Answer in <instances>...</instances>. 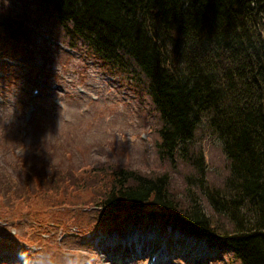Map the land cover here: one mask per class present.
<instances>
[{"label":"rangeland","instance_id":"obj_1","mask_svg":"<svg viewBox=\"0 0 264 264\" xmlns=\"http://www.w3.org/2000/svg\"><path fill=\"white\" fill-rule=\"evenodd\" d=\"M33 3L0 0L16 28L12 36L0 18V264H233L215 240L162 222L101 226L95 197L100 170L111 166L167 173L180 207L189 192L207 204L186 183L197 176L190 165L159 157L160 122L146 92L67 49L55 17ZM208 122L194 147L207 183L221 187L229 169Z\"/></svg>","mask_w":264,"mask_h":264},{"label":"trees","instance_id":"obj_2","mask_svg":"<svg viewBox=\"0 0 264 264\" xmlns=\"http://www.w3.org/2000/svg\"><path fill=\"white\" fill-rule=\"evenodd\" d=\"M30 1L55 17L70 50L115 69L133 93L146 92L159 117V157L190 165L197 176L186 183L207 204L189 192L180 207L167 173L111 166L100 170L95 197L101 226L162 222L215 240L233 264H264V0ZM6 11L0 18L7 15L13 36ZM205 115L229 169L221 187L207 183L194 147Z\"/></svg>","mask_w":264,"mask_h":264}]
</instances>
